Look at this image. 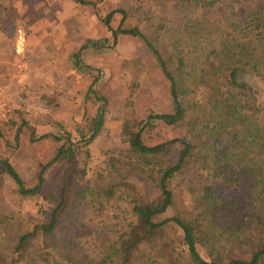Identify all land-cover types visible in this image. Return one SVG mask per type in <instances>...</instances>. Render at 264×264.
Returning <instances> with one entry per match:
<instances>
[{"label": "rangeland", "instance_id": "obj_1", "mask_svg": "<svg viewBox=\"0 0 264 264\" xmlns=\"http://www.w3.org/2000/svg\"><path fill=\"white\" fill-rule=\"evenodd\" d=\"M88 1L94 4L76 0H0V159L8 158L26 186H34L40 165L53 158L59 145L51 134H59L61 128L75 134L77 127L86 125L99 111L102 101H97L94 94L85 98L90 82L96 78L94 88L105 99L103 125L95 139L82 149L78 169L86 168L85 183L98 181V173L111 172L113 179L130 181L145 199H152L157 190L145 177L132 171V159L127 157L129 151L120 133L125 119L140 120L148 114L172 111L169 81L141 38L121 33L114 38L103 22L104 17L112 10L123 11L124 17L120 12L114 14L111 26L138 27L169 66L179 56L192 61L195 71L187 82H194V73L203 67L204 54L214 46L208 41L220 39L217 35H223L230 20L245 22L264 0H221L207 9L183 0ZM237 79L253 86L257 96L261 95L258 102L264 100V83L259 79L247 72H240ZM194 93V97L205 96L198 89ZM250 110L261 113L259 107ZM203 115L210 117L206 109ZM23 120L26 124H22L16 140ZM156 123L143 133L146 144L181 136L171 126ZM32 132L47 136L32 142ZM226 136L231 144L235 143V138ZM179 151L180 145L173 144L164 157L174 160ZM62 171L61 166L49 165L42 189L33 196L20 194L6 176L1 181L0 264H11L21 233L50 220L60 192ZM194 171L189 166L187 179L204 183V175ZM191 197L182 188L176 189L178 208L188 209ZM97 205L95 200L83 205L84 211L78 214L69 232L65 226L71 224L61 219L58 241L71 237L83 244V249L100 250L104 233L106 237L110 227L120 225L116 215H122V208L108 205L98 215L94 211ZM173 214L169 210L153 218L159 221ZM260 246L245 247L244 252L229 248L219 263L227 264L233 258L248 259ZM198 250L205 256L202 246Z\"/></svg>", "mask_w": 264, "mask_h": 264}, {"label": "trees", "instance_id": "obj_2", "mask_svg": "<svg viewBox=\"0 0 264 264\" xmlns=\"http://www.w3.org/2000/svg\"><path fill=\"white\" fill-rule=\"evenodd\" d=\"M183 1L207 9L221 0ZM116 12L124 17L123 11L112 10L103 19L112 36L121 33L141 38L169 81L172 111L148 114L140 120L125 119L120 133L129 151L127 157L132 159V171L145 177L157 194L145 199L135 184L115 180L111 172L98 173V181L85 183L87 172L85 167L78 169L79 155L103 125L105 99L96 92L94 78L85 98L94 94L102 101L99 111L86 125L77 127L75 134L63 128L59 134H51L59 145L53 158L40 165L34 186H26L8 158L0 159V183L6 176L20 194L29 196L42 189L49 165L63 167L50 220L36 223L18 236L11 264H220L229 248L244 252L245 247L257 244L260 248L248 259L233 258L227 264H264V100L258 102L261 95L257 96L253 86L237 79L240 72H247L264 83V4L243 23L230 20L225 34L217 35L220 39L208 41L214 46L204 54L203 67L194 73V82H187L195 71L192 61L179 56L176 66H169L138 27L111 26ZM197 89L205 96L194 97ZM247 95L248 99L242 98ZM254 107L261 108V113L250 110ZM204 109L210 117L203 115ZM157 121L178 130L181 136L146 144L143 133L153 129ZM22 124L26 121L18 127L16 140ZM226 134L235 138V143L231 144ZM46 136L32 132L30 141ZM173 144L180 145L179 154L174 160L167 159L164 156ZM189 166L204 175V183L187 179ZM178 188L192 196L188 209L176 205ZM92 200L98 203L94 209L98 215L108 205L122 208V215H116L120 225L110 227L106 237L104 233L100 250L83 249L84 245L71 237L59 242L61 219L71 224L65 226L69 232L84 211L82 206ZM169 210L174 214L154 220L155 215ZM198 246L206 250L205 256Z\"/></svg>", "mask_w": 264, "mask_h": 264}]
</instances>
